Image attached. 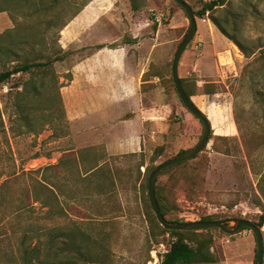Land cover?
<instances>
[{
  "label": "rangeland",
  "instance_id": "obj_1",
  "mask_svg": "<svg viewBox=\"0 0 264 264\" xmlns=\"http://www.w3.org/2000/svg\"><path fill=\"white\" fill-rule=\"evenodd\" d=\"M185 1L195 13L208 0ZM88 3L123 21L119 39L145 62L143 87L157 109L148 118L157 123L145 134L144 152L110 157L86 174L103 154L87 148L81 165L73 161L81 149L68 151L78 143L57 97L54 62L66 55L60 28ZM1 8L0 70L46 64L0 85V264H159L173 238L152 217L149 168L194 146L202 133L171 75L175 49L189 27L186 13L173 0H0ZM195 20L177 69L190 98L209 117L211 132L185 168H168L155 184L177 204L168 218L195 221L216 214L256 223L264 207V58L252 60L259 55L254 48L264 47V0H226ZM235 41L253 55L246 57ZM24 82L28 120L15 107ZM38 180L53 187L56 202ZM32 194L47 204L34 202ZM261 230L264 241V225ZM241 231L211 230L216 261L200 263L253 264L255 237ZM33 245L46 253L45 261L32 258Z\"/></svg>",
  "mask_w": 264,
  "mask_h": 264
},
{
  "label": "crops",
  "instance_id": "obj_2",
  "mask_svg": "<svg viewBox=\"0 0 264 264\" xmlns=\"http://www.w3.org/2000/svg\"><path fill=\"white\" fill-rule=\"evenodd\" d=\"M123 26L117 13L100 12L88 3L59 30L58 43L66 55L54 62L57 91L73 141L78 143L68 151L81 149L72 158L78 165L87 148L103 154L86 174L110 157L144 152L145 134L156 127V118H148L155 105L143 87L145 62L128 53V42L120 41L122 30H118ZM132 45L137 48L140 41Z\"/></svg>",
  "mask_w": 264,
  "mask_h": 264
},
{
  "label": "trees",
  "instance_id": "obj_3",
  "mask_svg": "<svg viewBox=\"0 0 264 264\" xmlns=\"http://www.w3.org/2000/svg\"><path fill=\"white\" fill-rule=\"evenodd\" d=\"M226 2V0H208L205 1L199 10H197L194 15L195 16H203L206 12H211L215 10L218 6L223 5ZM4 10L3 8L0 9V11ZM214 23L217 24L214 18H211ZM237 43V41H235ZM238 46L244 51L246 57H250L253 55L254 50L246 51L239 43H237ZM254 49H258L259 55L253 58L252 61L258 60V58H264V47H261L260 45H257ZM46 63H38V62H23L20 64H14L10 67H6L2 70H0V85L5 83L9 78H11L16 73H23L28 72L30 69L36 66H43ZM180 82L182 80L180 79ZM182 84V83H181ZM25 82L22 83V90L16 92L18 95V99L15 102L16 110L22 115L23 119L28 120V113L31 110L30 105V98L27 94H25ZM33 89H36L34 85L31 86ZM183 87V84H182ZM185 94L188 98L191 97L192 93L187 90L185 87H183ZM57 91V90H56ZM57 97H59L58 91H57ZM60 99V98H59ZM61 102V101H60ZM264 102V100H262ZM63 110V108H62ZM154 111L157 110L156 108L153 109ZM199 121V120H198ZM163 122V121H162ZM165 124V122H163ZM201 124V122L199 121ZM183 151V150H182ZM181 152V151H180ZM197 156V155H196ZM195 156V157H196ZM194 157V158H195ZM189 160L181 161L179 163H176L168 168L175 167V166H182L183 168L186 167ZM154 167V166H153ZM153 167H150L149 170L151 171ZM168 168L164 169L163 171L167 170ZM148 170V169H147ZM148 170V171H149ZM161 171L160 173H162ZM159 173V174H160ZM1 176V174H0ZM158 177V176H157ZM156 177V178H157ZM8 179H5L4 182H7ZM156 182V180H155ZM38 188H43L45 192H49L50 195L49 198L53 201L58 200L57 192L53 189V187L50 184L44 183L41 180H38L36 182ZM259 192L264 198V187L259 188ZM154 193L155 197L160 209L161 214L163 217L169 221L173 222H185L184 219L179 218H168L166 215L169 211H172L173 209H178L176 203H171L166 193H163L162 187L159 185H154ZM30 199L34 202H39L40 204H47L48 200H44L36 195H30ZM260 202V201H259ZM259 204L262 205L260 202ZM263 207V205H262ZM153 213V212H152ZM152 217L155 219L154 214H152ZM225 217H221L216 214H203L201 215L198 220L208 221V220H217V219H224ZM156 220V219H155ZM257 226L261 227L264 225V207L261 211V214L259 215L258 221L255 223ZM157 227L160 229L161 232L169 233L173 239L170 240V245L168 249L161 255L159 264H191L193 262H214L216 261L215 257L213 256V253L211 251L212 244H213V235L211 233V230L216 229H202V230H167L163 227H160L158 223H156ZM248 228L242 227L239 231L245 230ZM220 231V230H219ZM237 231V232H239ZM221 232V231H220ZM190 243H193L191 245ZM45 249V248H43ZM39 251L41 252V248L33 245V249H31V256L32 258H36L38 260H41L42 262L46 260L47 256L39 254ZM44 252V251H43ZM42 252V253H43ZM24 257L25 253H24Z\"/></svg>",
  "mask_w": 264,
  "mask_h": 264
},
{
  "label": "water",
  "instance_id": "obj_4",
  "mask_svg": "<svg viewBox=\"0 0 264 264\" xmlns=\"http://www.w3.org/2000/svg\"><path fill=\"white\" fill-rule=\"evenodd\" d=\"M173 1H175L186 13L189 19V27L175 49L171 64V75H172L173 83L175 85V89L177 91V94L179 95L182 104L192 115H194L201 122L202 133L198 142L194 146L189 147L186 150H183L177 153L176 155L158 163L150 171L147 178V196L151 210L159 225L167 230L217 229L225 234L232 235L237 231H239L242 227H246L252 231L256 241V253L253 264H262L263 252H264V241H263L262 230L261 227L257 226L252 221L244 218H224V219L208 220V221L195 220V221H185V222H173L165 219L160 212L154 193V185H155L156 177L164 169L181 161L190 160L194 158L197 154H199L208 143L209 135L211 132L209 117L206 116L195 105V103L192 101L191 98L187 97L181 85L180 77L178 76V69H177L180 56L196 31V20H195L194 11L192 7L185 0H173ZM195 264H201V263L198 262Z\"/></svg>",
  "mask_w": 264,
  "mask_h": 264
},
{
  "label": "bare ground",
  "instance_id": "obj_5",
  "mask_svg": "<svg viewBox=\"0 0 264 264\" xmlns=\"http://www.w3.org/2000/svg\"><path fill=\"white\" fill-rule=\"evenodd\" d=\"M222 60H223V59H222ZM222 60H221V61H222ZM224 62H225V61H224Z\"/></svg>",
  "mask_w": 264,
  "mask_h": 264
}]
</instances>
